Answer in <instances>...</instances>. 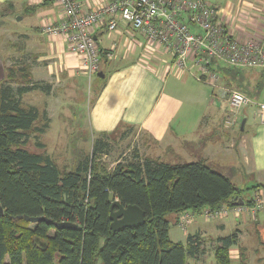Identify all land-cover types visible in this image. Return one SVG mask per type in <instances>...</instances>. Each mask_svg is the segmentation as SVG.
I'll return each mask as SVG.
<instances>
[{"label":"crops","instance_id":"0c3cea01","mask_svg":"<svg viewBox=\"0 0 264 264\" xmlns=\"http://www.w3.org/2000/svg\"><path fill=\"white\" fill-rule=\"evenodd\" d=\"M79 1L83 10L88 11L112 0ZM204 2L217 9L226 27L232 30L238 39L251 38L261 41L264 47V0H224V2L204 0ZM0 18L3 20L0 22H4L1 28L7 31V43L13 45L18 43L23 53L25 50H32L27 47H33L34 55L31 59L29 57L31 54L28 52L22 55L24 57L22 63L19 58H10V60L15 67H19L20 75L27 78L31 84L42 87V93L46 94V97L52 95L49 101L44 98L45 105L42 103V118L48 121L52 117L50 110L52 108L61 110L65 99H72L76 85L82 84L89 78L82 69L81 60L68 51L63 37H51L42 33V27L57 25L66 19L65 15L57 0H0ZM6 21L13 25L25 22L28 31L37 34L14 32L8 34L12 25L5 24ZM93 36L98 50L103 53L99 63L100 70L92 75L102 74L103 82L99 86V83L91 80L90 88L91 94L96 96V101L90 110L91 126L96 135L94 138L116 132L122 137L132 133L141 140V148L145 154L143 156L137 151L141 157L167 164H176L174 157L181 156L183 161H187L185 163L203 162L219 172L216 169L227 171L224 164L228 163L227 166L235 170L231 178L221 173L222 175L229 178L235 187L238 183H243L245 178L253 179L252 181L257 185L252 187L251 200L255 199L256 194L263 195L264 198V125L259 122L254 107L240 110L232 123L231 111L221 93L222 89L241 88L244 91H239L249 99L252 97L262 103L264 95L261 100L260 97L264 92V73L260 72V76L255 71L242 80L234 79L228 85V81L225 80L227 77L224 78L217 71L219 87L210 90L208 85L195 80L193 70L178 71L171 56L161 49L152 51L143 35L128 25L118 22L113 31H107L101 26ZM168 66L171 72L169 74L174 73L179 80H183L184 86L187 79L191 78L203 88L191 85L186 89L179 87V94L184 91L182 98L175 100L171 95H166L164 101L158 102L165 85ZM24 67L26 71L22 70ZM35 75L38 77L36 81ZM26 83L28 82L21 84L28 85ZM246 85L249 87L246 88ZM205 89L210 90V94ZM57 92H60L61 97L59 101H54ZM217 96L223 102V107L219 105ZM188 98L193 100L184 104L182 100ZM171 101L177 103L173 104L176 105L174 108L170 107ZM199 106L203 111L199 110ZM179 114L182 115L181 125L188 123L185 127L189 128L195 123L199 126V132L195 136L198 143L190 148L188 144L195 142L193 136H181L176 132L178 129L172 127V121ZM193 114L194 118L191 120ZM146 137L153 142L154 148L147 144L149 140ZM169 150H174L175 153H171L172 157H165L164 153L170 154ZM185 150L190 153L187 157L182 153ZM75 165L67 169L73 170ZM257 186L259 187L255 188ZM252 206L253 204L248 207ZM259 211L262 213L260 217ZM172 216V225L178 227V224H175V216ZM213 221L215 222H193L187 231L183 232L184 241H173L169 230V238L173 242L186 245L188 236L198 238L199 247L194 256L187 259L188 264H204L208 260L209 255L205 258L208 249L202 245L203 241L213 240L210 254L214 256L215 247L219 245L218 239L234 233L237 235L236 244L228 250L231 264H264V248H261L264 247V200L261 207L255 211H243L237 216L230 211L226 216ZM250 222L255 225L250 228L252 233L248 232ZM259 226L262 229H258ZM254 243L256 247H260L259 251L254 250L256 248L252 246Z\"/></svg>","mask_w":264,"mask_h":264},{"label":"trees","instance_id":"16d2710c","mask_svg":"<svg viewBox=\"0 0 264 264\" xmlns=\"http://www.w3.org/2000/svg\"><path fill=\"white\" fill-rule=\"evenodd\" d=\"M101 55L98 50L99 63ZM217 71L228 85L255 71L264 73L222 64ZM10 80L0 88V264H188L198 238L188 236L186 245L173 242L166 215H174L177 225L178 216L187 211L198 216L205 209L254 203L203 162L167 164L134 151L133 158L107 171L97 160L107 152L108 134L97 139L91 155L81 157L73 170H60L46 154L26 148L37 112L22 109L20 101L24 93L42 87L29 80L14 87ZM114 201L140 208L144 223L112 231ZM18 216L45 217L51 223L31 224ZM53 223L76 228L57 229ZM236 240V233L218 239L216 264H231L228 250Z\"/></svg>","mask_w":264,"mask_h":264},{"label":"built area","instance_id":"2783aa9c","mask_svg":"<svg viewBox=\"0 0 264 264\" xmlns=\"http://www.w3.org/2000/svg\"><path fill=\"white\" fill-rule=\"evenodd\" d=\"M65 18L57 25H46L42 33L63 37L70 54L81 60L82 69L90 78L99 70L98 48L94 33L105 27L113 31L118 22L139 31L152 51L161 49L174 60L178 70H193V77L212 89L219 87V64L264 72V47L261 41L238 39L226 27L217 9L204 0H112L84 11L79 0H57ZM189 66V67H188ZM168 70V67H167ZM231 111L233 123L240 110L254 105L259 122L264 125V102L254 103L243 93L222 89ZM264 198L256 194L253 206L244 205L205 209V222L261 207ZM194 220L185 212L178 218V226L185 229Z\"/></svg>","mask_w":264,"mask_h":264},{"label":"rangeland","instance_id":"374dc122","mask_svg":"<svg viewBox=\"0 0 264 264\" xmlns=\"http://www.w3.org/2000/svg\"><path fill=\"white\" fill-rule=\"evenodd\" d=\"M221 1L224 2V0H221ZM0 20H2V18H0ZM3 24L4 22L3 23L0 22V88L4 84H7L6 81L8 80V78L11 79L10 82L14 86L17 85L16 83L19 84L22 82H26L28 80L27 78L23 77L20 74L17 75L16 70H19V67H15L13 63L11 62L10 58H15V59L19 58L21 59L20 62L22 63L23 62L22 59L24 60V57L22 56L23 54L29 52L31 54V55L28 54L30 59L31 57H33L32 55H34V52H33L34 50H33V47L31 46L27 48L32 49V50H25V52L23 53L22 48L19 49V47L21 46L18 45V43L14 45L9 44L10 43L9 41H8L9 43H7L6 42L7 41V38H6L7 31L3 30L5 28L3 29L1 28ZM5 24L12 25L10 26L11 29L9 28L8 34H11V32H14L17 34H22V33L37 34V33H34L33 31H28L25 22L23 23L18 22V24L13 25L6 21ZM137 62L140 63L139 61ZM24 69L26 68L24 67L23 70ZM10 70L12 71L10 72ZM36 71L37 70H35V72ZM39 72L42 75L41 69ZM166 73H167L166 74L167 77H165V85L162 90V93H160L159 95V98L157 100L158 102L164 101L166 95H171L173 99L175 100L182 98L184 91L181 94H179L178 93L179 87L180 89H186L187 86L191 85V86H197L198 88H201V89L203 88L201 84L194 82V80L191 78L187 79V81L185 82L186 86H184L183 80H179L178 77L174 73L169 74L171 73L170 66H168V70ZM10 74H12L14 77H10ZM37 79L38 77L36 76L35 81ZM91 80L93 81L95 80L97 83L100 84L99 86H101L103 82V79L95 75L90 78H87V80H84L82 84L76 85V91H74L75 94L73 95L72 99L71 100H69V98L65 99V101L62 104L61 110H56L52 108L50 110L52 117L48 121L42 118V103L45 105L44 98L48 99L49 101L52 99V95L49 97H46V94L42 93V88H39V89H35V90L27 92L21 98L20 107L22 109L28 110L29 108H33L37 112V117L35 121L33 122L32 130L29 132L30 137H29V142L26 145L27 150H29L32 153L47 154V156L50 157L53 163L60 170L67 169V168H70L71 166H74L78 158L90 156L94 143L98 139V138H94L96 135H94L95 133L91 126L90 110H91L92 105L96 101V96L91 94V90H90L91 83H92ZM209 89L211 90V88ZM210 90L205 89V91L209 94H210ZM233 90L239 91L238 89H233ZM263 95H264V92L262 93L260 100L263 97ZM60 97H61L60 92H57L55 94L54 101H59ZM250 98L255 104L260 102V101H255L252 97ZM192 100L193 99L188 98V99L182 100V102L184 104H188ZM217 100H219V103H220L219 105L223 107L224 104L219 99V96H217ZM173 104H177V103H175L174 101H171L170 107L174 108L176 106ZM252 106L254 105H251L249 107H252ZM199 110L203 111V108L199 106ZM193 118H194V114L190 117V119L192 120ZM181 121H182V115L179 114L176 117V119L172 121V127L174 129H178V131L176 132L179 133L181 136H184V137L193 136L192 139H194L195 142H193L192 144L190 143L188 144L190 148L196 145V143H198L196 142L195 136L199 132V126L193 123L192 126H189V128L188 127L186 128L185 125H187L188 123H183L181 125ZM42 130H43V133H42ZM118 133L119 132H116L115 134H111L109 136V147L107 149V152L106 154H102L100 158L97 160V163L105 167L107 171H111L117 163L123 162L124 160L128 161L129 159L133 158V155H134L133 152L135 150L139 151V153L141 152L142 155L145 156L143 152L144 150H142L141 148V143H140L141 140L136 138L134 134L132 135L131 133L129 135L127 134L125 137H122V135ZM146 139L149 140L147 144H150V146L154 148L155 146L152 144L153 142L150 140V138L146 137ZM37 144H40V147L37 146ZM42 145H44L43 147H45V150L42 149ZM138 145H140V147ZM199 145L200 143L197 145V147H199ZM169 152L170 154L164 153V156L172 157L171 153H175L174 150H169ZM186 152H187L186 150L182 151L183 155L187 157L188 155H190V153L188 152L186 153ZM174 158H176L175 159L176 164L177 163L184 164L185 162H187V161H183L181 156L180 157L176 156ZM227 164L228 163L224 164V168L227 171H222V169H216V170H218L220 174L221 173L225 174L229 178H231L233 171L235 169L231 168L230 166L228 167ZM252 180L253 179L251 178H245L243 183H238L236 185L237 188H240L243 190L241 196L244 200H250L253 197L252 187L256 186L257 183ZM261 214L262 213L259 211L258 216L260 217ZM172 217H173L172 214H168L165 217L168 221H170V229H169L171 231L170 238L173 241H184L185 237L183 236V232H186L188 227L191 224H189L185 229H181L179 226L177 227V226L172 225V219H171ZM195 221L204 222L203 217L201 215L194 216L193 222ZM214 222L215 221H211V223H214ZM249 225L250 226H249L248 232L252 233L250 228L255 227V225L253 224V222H250ZM32 227L33 226H31V228ZM258 229H262V227L259 226ZM202 245L204 246V248L208 249L205 258H207V255H209L208 260L205 261L204 264H216L213 254H210L211 250L213 249V240L203 241ZM252 246L256 247V244L254 243ZM261 248H264V247L261 246ZM255 249L259 251L260 247L257 246L256 248H254V250Z\"/></svg>","mask_w":264,"mask_h":264},{"label":"water","instance_id":"95a60500","mask_svg":"<svg viewBox=\"0 0 264 264\" xmlns=\"http://www.w3.org/2000/svg\"><path fill=\"white\" fill-rule=\"evenodd\" d=\"M100 78H103L102 74L97 75ZM4 212L2 207L0 206V218L3 217ZM17 219L21 220L24 219L26 222H29L31 224L46 222L47 224H50L51 221L46 219L45 217H28V216H18ZM109 220H110V229L112 231H117L121 228L130 227L139 225L141 223H144V212L132 205L128 206H122L118 201H114L110 205V214H109ZM54 227L57 229L62 228H76L75 224L71 223H53Z\"/></svg>","mask_w":264,"mask_h":264},{"label":"bare ground","instance_id":"6f19581e","mask_svg":"<svg viewBox=\"0 0 264 264\" xmlns=\"http://www.w3.org/2000/svg\"><path fill=\"white\" fill-rule=\"evenodd\" d=\"M187 212H188V211H187ZM184 213H185V212H184ZM190 213H191V212H190ZM182 214H183V213H181L180 215H182ZM191 214H192V213H191ZM180 215H179V216H180ZM193 216H194V215H193Z\"/></svg>","mask_w":264,"mask_h":264}]
</instances>
